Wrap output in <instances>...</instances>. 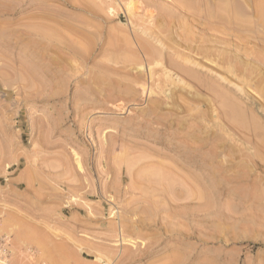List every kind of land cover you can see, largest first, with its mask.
Here are the masks:
<instances>
[{"label":"rangeland","instance_id":"obj_1","mask_svg":"<svg viewBox=\"0 0 264 264\" xmlns=\"http://www.w3.org/2000/svg\"><path fill=\"white\" fill-rule=\"evenodd\" d=\"M101 1L0 0V264H264V0Z\"/></svg>","mask_w":264,"mask_h":264},{"label":"bare ground","instance_id":"obj_2","mask_svg":"<svg viewBox=\"0 0 264 264\" xmlns=\"http://www.w3.org/2000/svg\"><path fill=\"white\" fill-rule=\"evenodd\" d=\"M101 1V0H100ZM110 1H112V0H110ZM102 2V1H101ZM114 2V1H113ZM132 2V1H131ZM179 3L181 2V1H178ZM104 3H106V1L104 2ZM182 3V2H181ZM113 4V3H112ZM93 5V4H92ZM132 5V4H131ZM179 5V4H178ZM94 6V5H93ZM96 6H98V5H96ZM110 6H111V2H110ZM180 6V5H179ZM108 7V6H107ZM129 7V6H128ZM127 7V8H128ZM131 7V6H130ZM87 9H89L90 10V8H87ZM99 9H101V8H99ZM102 9H104L103 7H102ZM113 9V8H112ZM117 9V8H116ZM133 9V8H132ZM131 9V10H132ZM137 9V8H136ZM130 10V11H131ZM91 11V10H90ZM104 12V11H103ZM201 54V53H200ZM205 56V55H204ZM151 75H152V73H151ZM153 76V75H152ZM163 164V163H162ZM201 197V196H200ZM60 245V244H59ZM62 246V245H61ZM59 248V247H58ZM63 248V247H62ZM52 253V252H51ZM100 254V253H99ZM104 255V254H103ZM65 256H67V254L65 255ZM73 258V257H72ZM107 258H108V256H107ZM170 258V257H169ZM172 259V258H171ZM54 260V259H53ZM58 261V260H57ZM110 261V260H109ZM174 261V259L172 260V262ZM190 257H188L187 259H184V260H180V259H178V260H175V262H174V264H190ZM79 263V262H78ZM57 264V263H56Z\"/></svg>","mask_w":264,"mask_h":264},{"label":"built area","instance_id":"obj_3","mask_svg":"<svg viewBox=\"0 0 264 264\" xmlns=\"http://www.w3.org/2000/svg\"><path fill=\"white\" fill-rule=\"evenodd\" d=\"M5 240L3 239L1 242H0V253H2L4 250H3V246L5 245Z\"/></svg>","mask_w":264,"mask_h":264}]
</instances>
